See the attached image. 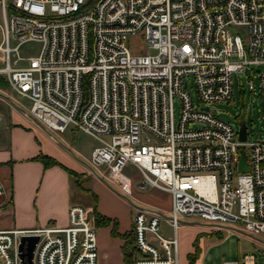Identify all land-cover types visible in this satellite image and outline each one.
Returning a JSON list of instances; mask_svg holds the SVG:
<instances>
[{
  "label": "built area",
  "instance_id": "obj_1",
  "mask_svg": "<svg viewBox=\"0 0 264 264\" xmlns=\"http://www.w3.org/2000/svg\"><path fill=\"white\" fill-rule=\"evenodd\" d=\"M0 17V76L29 99L27 112L45 129L70 123L94 136L84 161L118 193H131L127 164L137 187L169 192L165 215L130 202L132 264H178L174 231L186 214L264 235V137L246 140L245 129L238 139L211 106L230 97L233 70L264 63V0H0ZM135 32L144 49L126 45ZM28 40L38 51L20 54ZM257 84L264 99V68ZM8 200L0 181V214ZM161 216L172 234L161 233ZM66 222L0 227V264H24L21 234L37 235L32 264H96L87 207L69 203ZM253 263L243 253L220 264Z\"/></svg>",
  "mask_w": 264,
  "mask_h": 264
},
{
  "label": "crops",
  "instance_id": "obj_2",
  "mask_svg": "<svg viewBox=\"0 0 264 264\" xmlns=\"http://www.w3.org/2000/svg\"><path fill=\"white\" fill-rule=\"evenodd\" d=\"M0 81H5L0 83L5 89L6 80L0 76ZM1 97L5 100H0V181L5 184L9 200L8 211L0 214V227L49 222L64 225L67 205L80 202L95 224L96 264H132L135 249L131 201L90 172L84 156L80 159L72 155L66 144L47 133L27 108L13 105L4 92H0ZM149 200L156 202L152 197ZM112 203L122 206L121 211ZM99 216L106 222L96 219ZM159 224L160 229L170 227L166 220ZM126 239L131 241L130 254L124 248Z\"/></svg>",
  "mask_w": 264,
  "mask_h": 264
},
{
  "label": "rangeland",
  "instance_id": "obj_3",
  "mask_svg": "<svg viewBox=\"0 0 264 264\" xmlns=\"http://www.w3.org/2000/svg\"><path fill=\"white\" fill-rule=\"evenodd\" d=\"M1 21V17H0ZM130 49H144L145 39L142 34L131 33L125 40ZM39 43L34 40L23 41L19 44L18 50L20 54H35L38 51ZM264 68V63H248L243 70H233L231 75V95L226 100L213 102L211 106L215 110L216 115L231 123L235 129L238 119H243L246 128V140L250 138L264 137V99L262 92L257 84V73ZM248 77L252 78L253 87L247 85ZM188 90L192 98L195 100V87L189 78ZM7 94V100L10 99L13 105H17L22 109H26L29 99L25 96L15 93L5 86L3 91ZM0 100H5L2 98ZM174 102V116L177 114L178 102L176 98ZM71 124H67L64 129L57 131L46 130L57 141L66 144L69 152L74 156L82 159L89 154L90 146L96 144L97 139L91 134H87L80 128L70 129ZM68 139V140H67ZM70 146V147H69ZM245 153L248 148L243 144ZM125 172L132 176L131 193L123 194L129 201L139 203L147 207L160 209L163 215L166 214L169 204V192L159 189L155 186L139 188L136 186V170L131 164H127ZM150 197L156 199V202L149 200ZM109 204V202H108ZM113 206H115L112 203ZM109 206H111L109 204ZM112 206V207H113ZM116 207V206H115ZM121 211L122 206L116 207ZM160 220H167L165 216H161ZM204 221L197 214H186L180 217V221L175 228L174 233L177 237V262L178 264H220L225 259H237L243 253H251L254 259L253 264H264V235L251 234L249 231L242 229L235 223L230 224L231 227H216ZM160 229V224H159ZM164 235L172 234L171 227L163 226L160 229ZM196 247V248H195ZM190 257V261L189 260Z\"/></svg>",
  "mask_w": 264,
  "mask_h": 264
},
{
  "label": "water",
  "instance_id": "obj_4",
  "mask_svg": "<svg viewBox=\"0 0 264 264\" xmlns=\"http://www.w3.org/2000/svg\"><path fill=\"white\" fill-rule=\"evenodd\" d=\"M206 105L204 106V108ZM237 137L238 139L242 140L245 138V123L243 119H238L237 122ZM238 165L237 168L239 170H243L246 167V160L244 157V151L243 147L239 146L238 148ZM37 235L36 234H21L19 236V242L17 245V250L19 253L20 258L23 260L24 264H32V249L34 246V243L36 241Z\"/></svg>",
  "mask_w": 264,
  "mask_h": 264
},
{
  "label": "trees",
  "instance_id": "obj_5",
  "mask_svg": "<svg viewBox=\"0 0 264 264\" xmlns=\"http://www.w3.org/2000/svg\"><path fill=\"white\" fill-rule=\"evenodd\" d=\"M0 83H5V81H0ZM50 161H52V162H55V160L53 159V158H51V159H49ZM96 219H99V220H101V221H103V222H106V218H100V216L99 217H97ZM131 241L130 240H128V239H126V241L124 242V248L126 247V249L128 250V253L130 254L131 252H133V249H132V245H131V243H130ZM196 248V247H195ZM127 254V253H126ZM188 261H190L191 262V260H190V257H189V260Z\"/></svg>",
  "mask_w": 264,
  "mask_h": 264
}]
</instances>
